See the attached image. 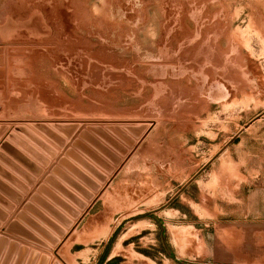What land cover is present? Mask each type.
<instances>
[{"label":"rangeland","instance_id":"obj_1","mask_svg":"<svg viewBox=\"0 0 264 264\" xmlns=\"http://www.w3.org/2000/svg\"><path fill=\"white\" fill-rule=\"evenodd\" d=\"M232 222L264 236V0H0L2 246L201 264Z\"/></svg>","mask_w":264,"mask_h":264},{"label":"crops","instance_id":"obj_2","mask_svg":"<svg viewBox=\"0 0 264 264\" xmlns=\"http://www.w3.org/2000/svg\"><path fill=\"white\" fill-rule=\"evenodd\" d=\"M254 225H257V223L248 221V223H244L243 226L252 227ZM226 227L232 229V231L228 232L229 235L223 238L222 241L219 240L218 242H216V252L212 253L211 256L210 253H207V255L204 252L202 253L201 264H264V241L262 242L261 247L258 246L259 243L257 241L262 239L264 240V236L262 237V239L260 237L257 238L249 236L246 241V238L243 237L242 239V235L240 234V232H237L238 230H236L237 228L241 227V223L232 222ZM90 235L91 234H89L88 236ZM74 240V244L80 245L81 242L86 241V238L82 240V238L79 237ZM102 243L103 241L101 242V244L97 245L96 249H94V247H89L85 252H82V250L74 252L73 258L75 263L81 264L80 261L82 260V264H120L121 257L120 255L114 254L113 245L110 246L109 241L105 242L104 245H102ZM127 243L128 242H125V245ZM96 250L98 251V255L92 256V252H96ZM260 251L263 252V257H259L260 259H258V252ZM174 254L175 252H171V258L173 257L172 259L178 261V264H191L189 262H180L177 256H175ZM146 256L152 258L151 256H149V254ZM20 259L22 261L21 264H31L29 255H25V252H23L21 249L17 250V247L12 246L11 241L3 246L0 241V264H18V261H20ZM152 259L157 260L156 258ZM37 261L36 264H39V261Z\"/></svg>","mask_w":264,"mask_h":264},{"label":"bare ground","instance_id":"obj_3","mask_svg":"<svg viewBox=\"0 0 264 264\" xmlns=\"http://www.w3.org/2000/svg\"><path fill=\"white\" fill-rule=\"evenodd\" d=\"M26 14H27V13H26ZM78 15H79V14H78ZM54 16H56V15H54ZM83 16H84V15H83ZM79 17H80V16H79ZM29 18H30V17H29ZM77 18H78V17H77ZM79 19H80V18H79ZM39 20H40V21H39ZM39 20H38V21L41 23V19H39ZM48 20H49V19H48ZM26 22H27V21H26ZM33 22H34V21H33ZM36 22H37V21H36ZM50 22H51V19H50ZM52 22H53V20H52ZM56 22H57V20L55 21V24H56ZM58 22H59V21H58ZM16 23H17V22H16ZM30 23H32V22H30ZM34 23H35V22H34ZM85 23H86V22H84V24H85ZM27 24H28V23H27ZM41 24H42V23H41ZM50 24H51V23H50ZM86 24H87V23H86ZM30 25H31V24H30ZM34 25H35V24H34ZM36 25H37V24H36ZM36 25H35V26H36ZM53 25H54V24H53ZM57 25H58V24H57ZM78 25H79V24H78ZM37 26H39V23H38ZM37 26H36V27H37ZM80 26H81V25H80ZM28 27H29V25H28ZM30 27H31V26H30ZM32 27H33V24H32ZM32 27H31V28H32ZM42 27H43V26H42ZM86 27H87V26H86ZM34 28H35V27H34ZM38 28H39V27H38ZM62 28H63V27H62ZM35 29H36V28H35ZM39 29H41V28H39ZM42 29H43V28H42ZM56 29H57V28H56ZM56 29H55V30H56ZM76 29H78V28H76ZM83 29H84V28H83ZM83 29H81V30H83ZM34 31H35V30H34ZM77 31H80V30H77ZM54 32H55V31H54ZM60 32H61V31H60ZM74 32H76V30H75ZM90 32H91V31H90ZM44 33L46 34L47 32H44ZM44 33H43V34H44ZM56 33H57V32H55V34H56ZM41 34H42V31H41ZM60 34H63V33H60ZM60 34H59V36H60ZM56 35H58V34H56ZM79 36H80V35H79ZM71 37H72V36H71ZM82 38H83V37H82ZM64 39H65V38H64ZM84 40H85V39H84ZM43 41H44V40H43ZM59 41H60V40H59ZM79 41H80V40H79ZM48 42H49V41H48ZM48 42H47V43H48ZM61 42H62V41H61ZM44 43H45V41H44ZM47 43H46V44H47ZM53 43H54V42H53ZM56 43H59V42L57 41ZM80 43H81V42H80ZM51 44H52V43H51ZM48 45H49V44H48ZM82 45H83V44H82ZM49 46H50V45H49ZM84 46H85V45H84ZM42 49H43V48H42ZM66 49H67V48H66ZM70 51H71V50H70ZM70 51H69V52H70ZM7 54H8V53H7ZM42 54H43V53H42ZM48 54H49V53H48ZM21 56H22V55H21ZM80 60H81V59H80ZM10 65H11V64H10ZM66 66H67V65H66ZM47 81H48V80H47ZM56 81H57V80H56ZM20 82H21V81H20ZM16 84H17V83H16ZM57 86H58V85H57ZM31 97H32V96H31Z\"/></svg>","mask_w":264,"mask_h":264}]
</instances>
